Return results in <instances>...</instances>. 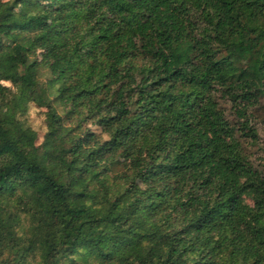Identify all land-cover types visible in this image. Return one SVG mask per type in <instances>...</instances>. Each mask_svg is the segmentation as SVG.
Returning a JSON list of instances; mask_svg holds the SVG:
<instances>
[{
	"label": "trees",
	"instance_id": "1",
	"mask_svg": "<svg viewBox=\"0 0 264 264\" xmlns=\"http://www.w3.org/2000/svg\"><path fill=\"white\" fill-rule=\"evenodd\" d=\"M259 105L264 0H0V264H264Z\"/></svg>",
	"mask_w": 264,
	"mask_h": 264
},
{
	"label": "rangeland",
	"instance_id": "2",
	"mask_svg": "<svg viewBox=\"0 0 264 264\" xmlns=\"http://www.w3.org/2000/svg\"><path fill=\"white\" fill-rule=\"evenodd\" d=\"M194 16L197 17V12L193 11ZM40 80L47 86L51 87L50 83V72L47 66H40ZM5 84L12 87L14 90L15 87L12 86L10 82H4ZM54 89L53 87H51ZM53 104L57 107V109L61 112L62 105L59 103L54 95ZM218 100L220 103V107L225 112L226 117L234 124H237L240 119L236 113L235 108L232 106V102L227 100L218 93ZM47 110L48 108L44 105H40L37 102L30 103L28 110L20 115V119H22L26 124L33 127L38 132V140L37 144H40L44 139V134L47 130ZM248 114L251 115L252 121L251 124L257 130V138L253 140L251 137L247 136H239L242 142V147L244 152L249 157L254 167L258 168L264 173V107L263 105L251 107L248 110ZM84 126H88L97 133L101 132V127L94 122V120H87L83 122ZM85 257V258H83ZM77 258L80 260L85 259L87 262L92 263L93 259L91 256H85L84 253L77 255Z\"/></svg>",
	"mask_w": 264,
	"mask_h": 264
}]
</instances>
